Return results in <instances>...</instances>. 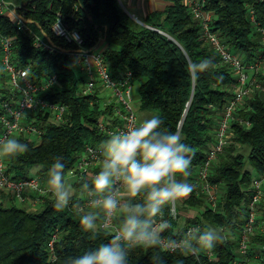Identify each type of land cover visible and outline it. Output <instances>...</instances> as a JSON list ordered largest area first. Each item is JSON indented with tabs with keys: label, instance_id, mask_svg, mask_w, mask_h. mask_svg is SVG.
<instances>
[{
	"label": "trees",
	"instance_id": "1",
	"mask_svg": "<svg viewBox=\"0 0 264 264\" xmlns=\"http://www.w3.org/2000/svg\"><path fill=\"white\" fill-rule=\"evenodd\" d=\"M25 4L30 8L27 17L32 27L57 48L71 46L51 31L58 14L79 30L85 48H92L100 38L104 39L103 54L110 67L116 72L131 70L133 83H139L140 109L159 116L163 129L179 130L183 142L194 150L191 176L187 178L194 184L206 149L214 141L222 108L233 94L237 76L204 41L200 24L189 7L181 0H174L163 10L148 14L140 23L124 10L119 0H30ZM205 9L213 13L211 30L233 52L246 62L258 58L262 52L258 28L264 27V0H206ZM0 31L15 37L13 49L18 62L32 61L33 79L57 72L58 84L44 96L68 108V119L61 124L47 123L44 116L39 117L44 125L39 141L25 133L15 136L28 145V151L4 157L7 170L19 179L30 176L29 171L39 167L37 174L48 178L54 158L61 156L66 176L86 144H102L108 138L97 125V118L105 111L98 101L90 103L94 96L78 91L79 73L64 53L33 45L5 16L0 18ZM208 57L213 59L214 66L194 78L188 65ZM259 69L250 76L258 85L252 86L250 94L235 109L230 141L208 175L220 191L215 208L210 206L206 194L193 190L179 206L176 204L177 219L170 216L171 205L163 210L171 220L169 237L177 238L192 226L200 231L217 230L220 241L210 250L203 249L199 258L180 251L136 248L128 256V264H153L152 257L157 252L165 264H232L239 256L238 234L252 199V180L255 175H264V69ZM0 89L7 97V85L4 83ZM245 146L247 153L242 150ZM93 170L94 175L99 168ZM93 175L86 174L75 181L72 205L82 200L81 186L90 183ZM53 203L54 198H46L38 209L29 210L14 200L0 202V264H63L69 256L83 254L110 241L111 235L107 233L93 238L84 231L81 214L72 205L57 210ZM189 208L198 209V213L192 218L184 217L181 226L180 211ZM116 222L119 224L118 218ZM263 223L264 195L257 204L256 225L260 227ZM221 229L230 230L231 236L222 235ZM55 230L58 234L54 242L56 259L51 261L48 241ZM209 252L215 259L209 260ZM249 256L256 264H264L263 228L252 234Z\"/></svg>",
	"mask_w": 264,
	"mask_h": 264
},
{
	"label": "built area",
	"instance_id": "2",
	"mask_svg": "<svg viewBox=\"0 0 264 264\" xmlns=\"http://www.w3.org/2000/svg\"><path fill=\"white\" fill-rule=\"evenodd\" d=\"M181 1L189 7L194 19L199 22L204 41L237 76L233 94L225 102L220 113L214 141L206 149L205 160L193 184L194 191L206 194L210 206L215 208L220 191L217 184L209 181L208 175L212 164L230 141V123L234 119L235 109L250 94L252 86L258 85L255 79L250 80V72L258 71L264 63V27L258 28L261 35L262 52L255 61L246 62L240 54L233 52L216 32L211 30L212 17L211 11L205 9L206 0ZM29 9L26 4L14 5L8 3L7 0H0V18L3 16L9 18L18 30L31 39L33 45L40 46L49 52L64 53L71 59L81 79L78 91L82 95L94 96L90 103L98 101L105 111L97 118L99 129L109 137L112 133L125 130L141 122L142 119L137 114L132 93L133 72L129 69H120L117 72L112 69L104 58V48L99 46L85 48L79 30L72 27L61 14H58L51 25V31L71 46L67 49L57 48L45 41L30 24L31 20L27 17ZM14 42V36L5 35L0 31V87L5 83L9 88L7 97H4L5 93L0 89V140L25 133L30 138L39 141L44 133L43 121L39 120V117L44 116L47 123L61 124L68 119V108L63 103L49 100L44 96V93L58 84L57 72H52L40 79H33L30 75L32 61L21 64L15 59ZM101 145L86 144L75 165L68 170L66 175L72 176L74 182L82 179L86 174L93 175V169L99 168L102 159ZM42 181V174L19 179L13 178L7 170L4 157L0 156V202L4 200H14L18 204L28 202L29 209L36 210L41 205L39 203H43L46 198H54L49 185L43 184ZM263 182L264 175L252 180V199L248 204L246 220L238 234L239 256L232 264H249L250 262V240L257 229V204L264 195ZM79 204L84 211L91 209L88 206V197L85 192ZM69 205H72L71 201ZM170 216L177 219L176 204L171 205ZM162 219L171 225L170 218L163 215ZM118 226L114 218L113 227ZM170 228L162 232L163 238H171L167 235ZM192 229L194 227L190 226L181 236L171 239L179 241ZM57 236V230H55L48 241L51 261L56 259L54 242ZM207 254L210 261L215 259L211 252ZM194 256L199 258L198 255Z\"/></svg>",
	"mask_w": 264,
	"mask_h": 264
},
{
	"label": "clouds",
	"instance_id": "3",
	"mask_svg": "<svg viewBox=\"0 0 264 264\" xmlns=\"http://www.w3.org/2000/svg\"><path fill=\"white\" fill-rule=\"evenodd\" d=\"M213 66V59L208 57L190 63L188 70L197 78L198 73ZM162 123L154 115L103 141L99 171L90 183L81 186L93 210L84 211L79 203L73 207L81 214L84 231L93 238L107 233L111 239L83 254L65 258L63 264H128V256L136 248L199 255L220 241L219 232L212 228L192 229L179 241L162 237V232L171 227L162 219L164 208L187 198L195 187L187 181L194 150L183 142L179 130L163 129ZM27 151L28 145L15 137L0 140V156L13 157ZM47 175L53 207L63 210L74 195L72 184L65 178L63 157L54 158ZM114 218L119 219L118 227H113ZM152 261L165 264L160 252L153 255Z\"/></svg>",
	"mask_w": 264,
	"mask_h": 264
},
{
	"label": "crops",
	"instance_id": "4",
	"mask_svg": "<svg viewBox=\"0 0 264 264\" xmlns=\"http://www.w3.org/2000/svg\"><path fill=\"white\" fill-rule=\"evenodd\" d=\"M30 0H27L25 2H21V1H13V0H7L8 3L10 4H14V5H21V4H25ZM122 7L124 8V10L136 21L143 23L144 19L148 16V14H150L153 11H161L163 10L168 4H172L174 2V0H119ZM211 17L213 18V13L211 12ZM96 46H99L101 48L105 47V42L104 39L100 38L99 41L97 42ZM264 69V64L260 67L259 70ZM252 72H250V76H251ZM143 120V119H142ZM39 169V168H38ZM37 172V171H36ZM37 174V173H36ZM66 178V176H65ZM43 184L48 185L47 184V178H43ZM72 186H74V180L73 181H69ZM42 203H39V205ZM26 205V204H25ZM28 205V202H27ZM29 206V205H28ZM186 211V212H183ZM196 212V213H193ZM198 213V209H192L189 208L187 210H181L180 211V215L184 218V217H189L190 218L194 217L195 215H197ZM181 216L178 219V222L181 224L182 218ZM250 261L253 262V264L255 262V260L251 259Z\"/></svg>",
	"mask_w": 264,
	"mask_h": 264
},
{
	"label": "rangeland",
	"instance_id": "5",
	"mask_svg": "<svg viewBox=\"0 0 264 264\" xmlns=\"http://www.w3.org/2000/svg\"><path fill=\"white\" fill-rule=\"evenodd\" d=\"M13 1H14V0H13ZM15 1L25 2V1H27V0H15ZM132 93H133L134 103H135V106H136V108H137V114H138L139 118L145 120V119H150L152 116H154V113H153V112H151V111H147V110H142V109H140V107H139V83H137V82L133 83ZM12 137H15V136H12ZM242 150H243V152L247 153L248 148L245 146L244 148H242ZM38 168H39V167H34L33 169H31V170L29 171V174H30V175H34V174H36V173H37L36 171H38ZM255 177H257V175H255L253 178H255ZM66 180H68V181H73L74 179H73L72 176H70V175H66ZM263 186H264V182H263ZM73 189H74V187H73ZM25 204H26V205H25ZM25 204H21V205H24V206H26V207L29 209L27 203H25ZM176 204L179 206L180 201L176 202ZM29 210H30V209H29ZM183 212H186V211H183ZM193 213H196V212H193ZM189 217H190V215H189ZM181 218H182L181 226H183L184 218H183L182 216H181ZM262 228H263V232H264V223H263L260 227H257L256 230H258V229H262ZM219 231H220V233H221L222 235L231 236V232H230V230H228V229H225V230H222V229H221V230H219ZM250 260H251V259H250ZM249 264H253V262L250 261ZM254 264H255V263H254Z\"/></svg>",
	"mask_w": 264,
	"mask_h": 264
}]
</instances>
